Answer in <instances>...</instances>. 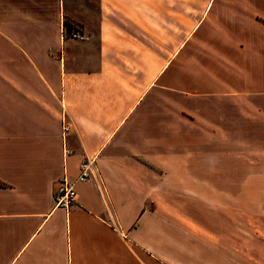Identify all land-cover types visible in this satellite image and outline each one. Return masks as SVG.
<instances>
[{
    "label": "crops",
    "instance_id": "crops-1",
    "mask_svg": "<svg viewBox=\"0 0 264 264\" xmlns=\"http://www.w3.org/2000/svg\"><path fill=\"white\" fill-rule=\"evenodd\" d=\"M0 264H264V0H0Z\"/></svg>",
    "mask_w": 264,
    "mask_h": 264
},
{
    "label": "built area",
    "instance_id": "built-area-1",
    "mask_svg": "<svg viewBox=\"0 0 264 264\" xmlns=\"http://www.w3.org/2000/svg\"><path fill=\"white\" fill-rule=\"evenodd\" d=\"M71 38L84 41L86 37L71 34ZM67 126L62 127V132H66ZM95 160L94 157H84L78 164L77 175L73 180H68L62 176L53 192V204L54 207L67 210L76 202L75 185L80 182H88L91 179V175L94 171Z\"/></svg>",
    "mask_w": 264,
    "mask_h": 264
},
{
    "label": "rangeland",
    "instance_id": "rangeland-1",
    "mask_svg": "<svg viewBox=\"0 0 264 264\" xmlns=\"http://www.w3.org/2000/svg\"><path fill=\"white\" fill-rule=\"evenodd\" d=\"M68 34H69V32H64V30H63L64 37H68Z\"/></svg>",
    "mask_w": 264,
    "mask_h": 264
}]
</instances>
